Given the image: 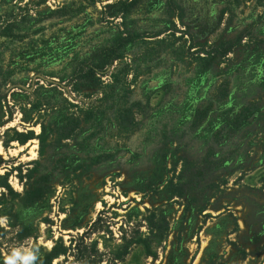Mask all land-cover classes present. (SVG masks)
<instances>
[{"label": "rangeland", "instance_id": "374dc122", "mask_svg": "<svg viewBox=\"0 0 264 264\" xmlns=\"http://www.w3.org/2000/svg\"><path fill=\"white\" fill-rule=\"evenodd\" d=\"M16 251L264 264V0H0V264Z\"/></svg>", "mask_w": 264, "mask_h": 264}, {"label": "clouds", "instance_id": "9594fccd", "mask_svg": "<svg viewBox=\"0 0 264 264\" xmlns=\"http://www.w3.org/2000/svg\"><path fill=\"white\" fill-rule=\"evenodd\" d=\"M32 261L28 259V253L14 252L12 255L6 257V264H31Z\"/></svg>", "mask_w": 264, "mask_h": 264}, {"label": "trees", "instance_id": "16d2710c", "mask_svg": "<svg viewBox=\"0 0 264 264\" xmlns=\"http://www.w3.org/2000/svg\"><path fill=\"white\" fill-rule=\"evenodd\" d=\"M28 139H30L29 137H25L24 139H19V142L21 144H24ZM59 254L58 253H50L48 254L47 257L41 259V260H33L32 264H51L52 259L56 258ZM35 262V263H34Z\"/></svg>", "mask_w": 264, "mask_h": 264}, {"label": "water", "instance_id": "95a60500", "mask_svg": "<svg viewBox=\"0 0 264 264\" xmlns=\"http://www.w3.org/2000/svg\"><path fill=\"white\" fill-rule=\"evenodd\" d=\"M21 87V86H20ZM21 88H23V87H21Z\"/></svg>", "mask_w": 264, "mask_h": 264}]
</instances>
